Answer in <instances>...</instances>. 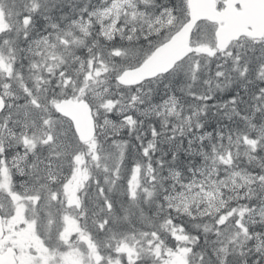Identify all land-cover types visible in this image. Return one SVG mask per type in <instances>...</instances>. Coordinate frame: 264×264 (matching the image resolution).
I'll return each instance as SVG.
<instances>
[{
    "label": "snow or ice",
    "instance_id": "snow-or-ice-1",
    "mask_svg": "<svg viewBox=\"0 0 264 264\" xmlns=\"http://www.w3.org/2000/svg\"><path fill=\"white\" fill-rule=\"evenodd\" d=\"M178 104L167 175L100 176L101 129ZM0 241L13 264H264V33L193 0H0Z\"/></svg>",
    "mask_w": 264,
    "mask_h": 264
},
{
    "label": "trees",
    "instance_id": "trees-1",
    "mask_svg": "<svg viewBox=\"0 0 264 264\" xmlns=\"http://www.w3.org/2000/svg\"><path fill=\"white\" fill-rule=\"evenodd\" d=\"M183 108L184 109L181 107L183 114L186 113V115H188L190 110L187 107ZM152 117L151 120L142 118L137 119L136 123L124 129L118 137L112 134L105 135L110 138L108 140L109 144L112 143V139H115L116 144L112 145L109 152L106 153L105 159L99 166L98 171L102 178L106 172H111L113 179L117 176L127 178L129 172L132 171L131 165L133 164L148 170L146 178L141 182H137L140 185H143L145 181L149 183L152 181V172L157 174V178L162 173V175H166L165 171H168L171 165V161L166 155L170 146L164 145L162 141V138L164 139L163 119H156L153 115ZM153 124H155V129H153ZM170 136L171 135H169V137ZM149 144H151L152 147L149 148L148 152L145 154L144 149L148 148ZM116 145H119V147ZM150 169L152 170L151 172ZM122 182V180L118 181V183ZM95 183L96 175L93 174L92 184L95 185Z\"/></svg>",
    "mask_w": 264,
    "mask_h": 264
},
{
    "label": "water",
    "instance_id": "water-1",
    "mask_svg": "<svg viewBox=\"0 0 264 264\" xmlns=\"http://www.w3.org/2000/svg\"><path fill=\"white\" fill-rule=\"evenodd\" d=\"M240 3L242 11L237 13L235 5ZM193 12L197 17L205 16L212 20H223L229 34H235L245 29L247 24L254 25L257 34L264 33V0H228L226 9L217 13L214 0H193ZM82 127L90 134L91 127L87 118ZM6 264H13L11 256L0 257Z\"/></svg>",
    "mask_w": 264,
    "mask_h": 264
},
{
    "label": "rangeland",
    "instance_id": "rangeland-1",
    "mask_svg": "<svg viewBox=\"0 0 264 264\" xmlns=\"http://www.w3.org/2000/svg\"><path fill=\"white\" fill-rule=\"evenodd\" d=\"M161 111L164 112V115H161L159 117H162L165 119V122H164V139L161 137L162 141L164 142V144H166L167 146L169 145L170 148L174 149L175 148V143H173L174 137H171V143L168 142V137H169V135H171V136L174 135V136H176V138H181V140L184 139L185 135L189 133V129H190V125L186 122L187 116H185L186 118H184L181 115V112H180L178 105L176 106L175 112H173L171 116H169L167 114L166 110L161 109ZM177 113H180V115L178 116ZM152 115L156 116L155 113H152ZM141 118L144 119L143 117H141ZM126 126H132V124L127 123L125 121L122 124L116 125L115 128H113L111 130H115L116 131L115 135L120 136V134H121V133H119L120 129H123ZM99 134L102 137H104L105 135H107L109 133H108V130L101 129L99 131ZM175 142L178 143V141H175ZM147 171H148L147 169H143L139 166L136 167L134 174L137 178V181L142 179L143 177H146ZM162 174H160V175H162ZM165 174L167 175L168 171H165ZM15 240H16V246L18 247V250L20 252V258L19 259L24 260V261H29V262L32 259H34V257L30 255L31 248H39L40 249V251L38 253L39 255L44 256L46 259L50 258L46 255L47 250L44 249L42 247V245L37 243L38 238L35 236L34 232L18 233L12 241H15ZM30 246H31V248H30ZM28 257H30V258H28ZM64 259L66 261V264H79V259L75 255L69 254Z\"/></svg>",
    "mask_w": 264,
    "mask_h": 264
},
{
    "label": "bare ground",
    "instance_id": "bare-ground-1",
    "mask_svg": "<svg viewBox=\"0 0 264 264\" xmlns=\"http://www.w3.org/2000/svg\"><path fill=\"white\" fill-rule=\"evenodd\" d=\"M182 109H184V108H182ZM184 115H185V116H188V115H186V113H184ZM160 145H161V144H160ZM164 145H166V144H164ZM166 146H167V145H166ZM166 146H165V147H166Z\"/></svg>",
    "mask_w": 264,
    "mask_h": 264
}]
</instances>
